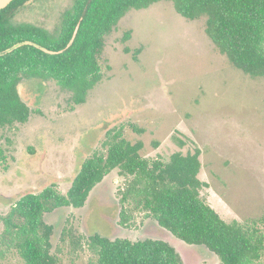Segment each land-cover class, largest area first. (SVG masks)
I'll return each mask as SVG.
<instances>
[{
	"label": "rangeland",
	"instance_id": "rangeland-1",
	"mask_svg": "<svg viewBox=\"0 0 264 264\" xmlns=\"http://www.w3.org/2000/svg\"><path fill=\"white\" fill-rule=\"evenodd\" d=\"M75 3L33 0L16 11L11 24L39 26L58 36ZM100 64L103 77L82 104L73 103L71 92L54 78L21 80L30 118L0 127L6 152L0 163V264H25L5 233L3 218L15 203L53 185L67 193L83 161L105 152L103 142L118 131L133 143L142 141L141 153L150 159L168 160L175 151L198 148L199 177L208 183L202 194L221 216L249 224L264 217V77L236 68L206 33L204 17L189 20L169 0L131 9L106 35ZM124 182L114 170L84 206L47 214L60 264H87L93 256L88 249L75 253L62 238L70 227L85 237L165 239L185 264H222L205 246L174 237L133 204L125 205L130 221L122 224ZM259 227L264 234V225Z\"/></svg>",
	"mask_w": 264,
	"mask_h": 264
},
{
	"label": "trees",
	"instance_id": "trees-1",
	"mask_svg": "<svg viewBox=\"0 0 264 264\" xmlns=\"http://www.w3.org/2000/svg\"><path fill=\"white\" fill-rule=\"evenodd\" d=\"M33 0H13L0 10V127L25 123L30 106L22 99L24 77L54 78L71 92L75 104L88 94L103 74L100 58L105 37L131 9H143L160 0H76L65 14L58 36L35 25H12L16 11ZM189 20L204 17L206 33L219 51L238 69L264 77V0H169ZM129 38L125 35L124 41ZM129 52L130 49L126 48ZM140 50H137L139 52ZM174 139L184 145L180 136ZM105 152L85 159L67 193L48 186L24 195L3 218L5 233L25 264H60L53 253L55 226L47 214L66 207L84 206L93 189L114 170L125 178L120 190L122 224L130 221L126 204L146 212L159 225L187 244L205 246L222 264H264V217L249 224L228 221L203 196L208 183L199 177L201 151L172 153L168 160L146 158L142 141L133 143L120 131L103 142ZM6 158L0 147V163ZM75 253L88 249L87 264H185L169 241L132 240L64 228Z\"/></svg>",
	"mask_w": 264,
	"mask_h": 264
},
{
	"label": "water",
	"instance_id": "water-1",
	"mask_svg": "<svg viewBox=\"0 0 264 264\" xmlns=\"http://www.w3.org/2000/svg\"><path fill=\"white\" fill-rule=\"evenodd\" d=\"M13 0H0V10L7 7Z\"/></svg>",
	"mask_w": 264,
	"mask_h": 264
}]
</instances>
